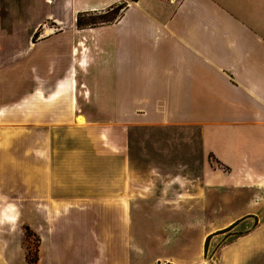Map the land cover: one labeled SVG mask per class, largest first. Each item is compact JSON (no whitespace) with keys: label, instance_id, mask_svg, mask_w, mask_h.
<instances>
[{"label":"crops","instance_id":"0c3cea01","mask_svg":"<svg viewBox=\"0 0 264 264\" xmlns=\"http://www.w3.org/2000/svg\"><path fill=\"white\" fill-rule=\"evenodd\" d=\"M76 14L72 0H0V131L48 132L25 140L34 197L113 199L133 173L150 190L264 188V0L127 1L84 28ZM11 136L0 137L8 188ZM220 252L232 264L264 255V222Z\"/></svg>","mask_w":264,"mask_h":264},{"label":"rangeland","instance_id":"374dc122","mask_svg":"<svg viewBox=\"0 0 264 264\" xmlns=\"http://www.w3.org/2000/svg\"><path fill=\"white\" fill-rule=\"evenodd\" d=\"M122 1L72 0V8L77 13L104 11ZM112 15L109 11L106 17ZM3 136L18 140V163L16 169L10 167L14 187L0 182V251L10 252L11 264H38L41 259L43 264H232L221 248L264 222L263 187L228 186L205 194L200 182L166 187L148 180L150 190L140 186L136 173L130 175L124 196H79L59 206L50 196L34 197L25 184L30 152L25 140L39 144L48 132L0 131ZM103 201L119 210L101 209ZM51 235L52 241L47 238ZM56 251L59 256L51 255ZM1 262L8 264L3 258ZM248 264H264V255Z\"/></svg>","mask_w":264,"mask_h":264},{"label":"trees","instance_id":"16d2710c","mask_svg":"<svg viewBox=\"0 0 264 264\" xmlns=\"http://www.w3.org/2000/svg\"><path fill=\"white\" fill-rule=\"evenodd\" d=\"M127 1H135V0H125L117 5L111 6L108 9L104 11H92V12H79L76 14L75 18V25L78 28H84V27H91V26H97V25H102V24H107L111 23L116 19L118 14L126 7ZM112 11V14H115L114 16L112 15L110 17H106V14ZM35 36V35H34ZM237 222L232 223L229 227H232L235 225ZM224 231V230H222ZM211 234H209L204 241V251L206 250L207 242Z\"/></svg>","mask_w":264,"mask_h":264}]
</instances>
